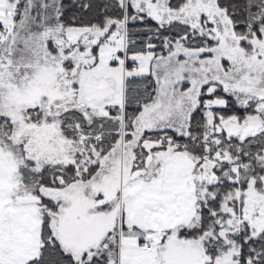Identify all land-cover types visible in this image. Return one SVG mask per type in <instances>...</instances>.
<instances>
[{"label":"snow or ice","instance_id":"snow-or-ice-1","mask_svg":"<svg viewBox=\"0 0 264 264\" xmlns=\"http://www.w3.org/2000/svg\"><path fill=\"white\" fill-rule=\"evenodd\" d=\"M0 264H264V0H0Z\"/></svg>","mask_w":264,"mask_h":264}]
</instances>
